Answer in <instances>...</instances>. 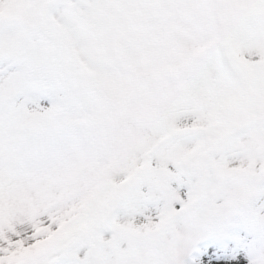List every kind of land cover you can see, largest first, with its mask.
Here are the masks:
<instances>
[{
    "label": "snow or ice",
    "instance_id": "obj_1",
    "mask_svg": "<svg viewBox=\"0 0 264 264\" xmlns=\"http://www.w3.org/2000/svg\"><path fill=\"white\" fill-rule=\"evenodd\" d=\"M0 264H264V0H0Z\"/></svg>",
    "mask_w": 264,
    "mask_h": 264
}]
</instances>
